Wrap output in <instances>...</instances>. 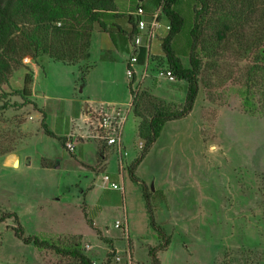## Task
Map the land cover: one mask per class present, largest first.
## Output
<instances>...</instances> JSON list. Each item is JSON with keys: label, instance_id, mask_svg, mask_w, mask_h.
<instances>
[{"label": "rangeland", "instance_id": "374dc122", "mask_svg": "<svg viewBox=\"0 0 264 264\" xmlns=\"http://www.w3.org/2000/svg\"><path fill=\"white\" fill-rule=\"evenodd\" d=\"M115 1L119 8L134 9V0ZM210 1L209 15L200 19V85L193 109L163 125L134 171L151 194L154 220L164 237L150 226L142 187L128 171L140 155L138 143L144 145L137 136L140 118L132 107L137 104L142 119L157 108L180 110L186 81L159 75L164 64L155 59L136 67L130 95L128 54L102 55L101 48L106 50L110 42L101 44L96 33L88 61L76 65L40 53L33 57L34 51L21 58L16 53L7 56L10 67L0 83V212L16 213L25 236L39 234L69 250L78 249L93 264H151L148 248L166 238L169 245L156 251L159 264H264V0H232V19H241L232 30L218 20L223 17L214 19L215 12L221 14L219 6H230L229 0ZM179 6L175 9L181 11ZM143 7L147 15L159 11L153 0H144ZM186 12L176 37L182 46L191 24ZM26 22L19 24L16 36L28 30ZM247 39L254 42L249 49ZM153 55H162L159 40L151 41ZM181 60L186 66L187 58ZM85 65L93 67L83 77ZM26 73L32 76L28 102L41 106L38 101L44 96L58 100L60 113L48 129L55 138L43 133L37 108L23 104L15 93ZM71 99L91 108L131 102L120 148L85 138ZM66 107L71 112L64 117ZM78 127L84 141L73 137L76 148L69 153L58 138ZM97 147L102 148L98 156ZM105 174L120 190L102 182ZM116 220L126 224V233L114 227ZM14 226L11 219L0 223V264H80L22 244Z\"/></svg>", "mask_w": 264, "mask_h": 264}, {"label": "trees", "instance_id": "16d2710c", "mask_svg": "<svg viewBox=\"0 0 264 264\" xmlns=\"http://www.w3.org/2000/svg\"><path fill=\"white\" fill-rule=\"evenodd\" d=\"M153 1L161 8L158 21L162 26L152 40L160 41L162 55L159 58L155 55L150 56L151 40L148 43V47L142 46L139 48L137 65H144L146 62L153 63L152 61L158 59L160 64H164L161 70H169L173 75L174 81H186L187 94L180 110L169 112L166 109L157 108L147 119H142L136 112L137 104L133 103L134 110L131 107L134 113L132 112V114L136 118H140V123L137 126V136L144 141V145L138 158L128 167V171L130 178L142 187V196L149 214L150 226L160 236L164 237L162 228L157 226L154 220V213L150 206L151 194L148 192L147 186L134 174V171L158 138L163 125L167 121L186 117L193 109L200 85L198 75L201 63L197 55L200 35L198 32L201 27L200 19L204 15H209L208 10L210 9L211 1L187 0V3H183V0ZM134 2L135 5L132 10L119 8L115 0H0V83L5 81V74L10 67L7 56L12 53L19 54L20 56L18 57L21 58L25 54L26 56H31V52L34 51L33 57L40 53L50 59L62 61L65 65H76L80 61L87 62L93 33L98 34L101 44L104 43L105 45V43L110 42L109 48H106V50L101 48L102 55L107 56L109 54L111 56L114 52H125L128 56L133 54L135 52L133 38L138 34L136 17L133 13L139 7L145 11L143 7L144 0H134ZM179 2L181 11L175 9ZM191 3L195 4L192 9L193 12L189 9V4ZM229 4V7L219 6L218 10L221 14L217 15L215 12L216 16H214V19H218V16L223 17L218 20H225L228 23L229 30H232L236 28V25H239L241 19H232V0H229ZM196 5H198V8ZM184 11H187L186 13L189 11L191 21L190 29L184 42L185 47L184 44L183 46L181 45V40L176 38L184 26ZM25 21H27L25 26H28V30L24 31L22 36H16L18 32H21L19 24ZM243 21L244 18L242 23ZM166 25L169 26L168 30L165 29ZM253 38L258 40L257 36H253ZM16 40L20 41V43L18 44ZM23 43L24 46H22ZM253 43V41L250 43L247 39L244 45L249 49L251 45L253 46ZM181 57L187 58L186 66L183 64ZM107 59L111 60V57ZM92 67L93 65H88V67L85 65L82 69V76L84 77V73H88ZM134 79L135 74H133L131 81L128 82L130 95L133 93L131 85ZM23 84V87L15 92L16 95L24 100L23 104L29 103L35 109L37 108L36 110L41 114V129L43 133L48 137L55 138L44 122L45 112L38 109L36 103H31L27 100L31 96L32 76L30 73L24 75ZM247 103L248 100L244 103L247 105L246 107L249 106ZM58 140L64 147L65 137H59ZM101 149L100 147L99 150ZM6 219H11L14 222L15 226L12 228L14 236L22 244L32 245L37 251H51L60 256L74 258L80 264H93L90 258L82 254L78 249L69 250L52 239L42 237L39 234L25 236L16 213L0 212V223ZM169 243V239L166 238L163 239V243L160 245L148 248L151 264H159L156 251L164 250ZM112 254L110 253L108 257L110 258Z\"/></svg>", "mask_w": 264, "mask_h": 264}, {"label": "built area", "instance_id": "2783aa9c", "mask_svg": "<svg viewBox=\"0 0 264 264\" xmlns=\"http://www.w3.org/2000/svg\"><path fill=\"white\" fill-rule=\"evenodd\" d=\"M160 13L161 8H159V11L147 15L146 12L140 7L133 13L136 17V29L138 34L133 38L135 52L129 55L126 65L125 74L126 78L130 81L133 74H135L139 48L142 46L148 47V43L154 38L156 32L162 26V24L158 21ZM165 29L168 30L169 26L166 25ZM159 75H163L169 81H174L173 75L169 70H161L159 71ZM131 106V102H129L124 107L103 104L96 105L94 108L89 107L86 110L85 115L87 117V124L90 132L86 134L85 138L93 139L109 147L121 146L123 126L130 112ZM80 137L82 138L83 136ZM142 146L143 144L139 142L138 148L140 150L142 149ZM64 148L69 153L74 152L76 148V141H74L73 135L70 134L65 137ZM121 153L122 157L127 155L125 150H122ZM102 182H108L110 183V187L112 189L120 190L119 186H117L114 182H111L109 175H103ZM114 227L123 230L125 233L127 232L126 224L119 220L114 222ZM86 249H89V245L86 246ZM116 260L118 261L119 258L117 257Z\"/></svg>", "mask_w": 264, "mask_h": 264}, {"label": "crops", "instance_id": "0c3cea01", "mask_svg": "<svg viewBox=\"0 0 264 264\" xmlns=\"http://www.w3.org/2000/svg\"><path fill=\"white\" fill-rule=\"evenodd\" d=\"M140 66L142 67V65H140ZM136 70H137V68H135V74H137ZM142 71H143V68H142ZM34 78L38 79V73H36V72L34 73ZM36 100H37V98H36ZM38 102H41V106L37 105L38 109H41V110L45 111V113L47 115L45 122H46V125H47L48 129H50L51 128L50 127V123L52 121V118L53 117H57L58 114L60 113L59 112L58 100H56L55 98H51V99L50 98H45V96H44L43 99L41 101H38ZM70 103H71V106L74 105V107L77 108V110H76V112H74V114L78 117V120L81 121L83 129H84V132L86 131V134H88L90 131H89V127H88V124H87V117L85 115L86 114L85 112L90 106L86 105V103H85L84 106L82 107L81 100L79 101L78 99H71ZM70 107H66L65 112L62 111L61 115H63L64 117H67L68 113L71 112V109L69 110ZM79 128L80 127H78V129L72 135H73V137H77L78 136L77 137L78 140L76 139L77 141H84L80 137L84 132H82V129H79ZM80 133H81V135H80ZM102 146L103 147H109V146H105L104 144H102ZM109 148H113V147H109ZM100 151L101 150H99V148L97 147V156H98V154H100ZM101 158L103 159L104 155H101ZM82 160L84 162L88 161L87 158H86V155H85V157H84V155H82ZM85 160H87V161H85Z\"/></svg>", "mask_w": 264, "mask_h": 264}, {"label": "clouds", "instance_id": "9594fccd", "mask_svg": "<svg viewBox=\"0 0 264 264\" xmlns=\"http://www.w3.org/2000/svg\"><path fill=\"white\" fill-rule=\"evenodd\" d=\"M128 60V59H127ZM138 66V65H137Z\"/></svg>", "mask_w": 264, "mask_h": 264}]
</instances>
